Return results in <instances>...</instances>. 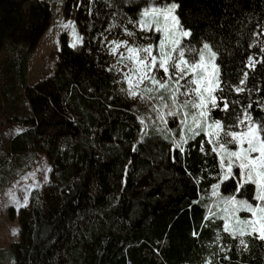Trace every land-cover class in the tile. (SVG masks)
Listing matches in <instances>:
<instances>
[{"label": "trees", "instance_id": "trees-1", "mask_svg": "<svg viewBox=\"0 0 264 264\" xmlns=\"http://www.w3.org/2000/svg\"><path fill=\"white\" fill-rule=\"evenodd\" d=\"M170 2L191 32L186 48L219 49L221 87L209 120L232 124L245 109L264 118V63L248 65L249 57L264 61V0H65L84 41L69 45L63 32L55 71L33 85L23 78L51 9L45 0H0L4 92L22 81L28 106L12 115L22 130L10 155L0 152V185L28 174L40 152L53 173L20 209L14 264H264V242L245 236L247 246L240 245L210 211L231 197L255 202V185L222 180L202 133L170 155L177 126L167 114L173 109L162 107L167 100L143 93L132 103L126 81L106 67L104 36L139 24L146 6Z\"/></svg>", "mask_w": 264, "mask_h": 264}, {"label": "snow or ice", "instance_id": "snow-or-ice-1", "mask_svg": "<svg viewBox=\"0 0 264 264\" xmlns=\"http://www.w3.org/2000/svg\"><path fill=\"white\" fill-rule=\"evenodd\" d=\"M176 8L177 5L171 3L164 7L145 10L142 13L143 19L139 22L141 31L154 30L161 38L155 45L127 47L129 55L127 57L121 55L122 61L124 59L132 60L135 65L134 68L129 69L128 73H125V78L128 81V88L125 91L130 96L136 97L140 93L134 90L133 79L137 81L136 88L147 80L153 87L143 89L145 94L157 93L160 90H165L168 94L167 98L171 100V105L162 103V107L176 109L169 111L168 115L175 116L181 109L188 107L196 110L192 113L195 127L188 129L194 137L199 134L195 129H201V121L208 116L209 104L213 108L218 107L217 97L212 93L221 87L220 68L215 63L219 49L214 51L213 46L209 43H203L199 48H185L181 43V37H189L191 32L182 27L181 21L175 14ZM161 18L163 19L162 23ZM129 35L131 36L132 33ZM113 44L115 47L112 52L116 54V50L127 46L128 42L119 44L113 42ZM260 44V51L264 52V40L260 41ZM154 50L155 55L153 54ZM256 63H264V61H257L249 57V67H254ZM161 70L167 77L166 80H158L152 74ZM247 75L248 73L245 72V79ZM244 83L245 80L242 79L240 84ZM236 91L242 92L244 88L237 87ZM181 96H192L193 99L177 103ZM142 99H159L164 102L166 97L163 94L159 97L146 95L142 96ZM152 107L153 111L157 113V118L163 121V111L154 105ZM249 107L251 106L249 105ZM227 109L228 105L225 103L224 110ZM183 115L185 120L182 122L186 124L189 113L184 112ZM208 127L213 130L208 135L215 137L214 141L208 142L218 145V148L214 146L212 151L223 153L221 155L222 180H228L233 175V167H238L240 178L245 183L255 185L258 193L256 199L261 202L252 205L237 201L235 197L227 199L224 202L228 206L224 209L226 213L224 231L230 232L233 237L239 240V244L245 247L247 246L243 239L245 236L264 242V118L253 120L251 114L245 109L232 124L222 125L221 122L215 121ZM183 143H187V140L181 137L180 142L176 144L180 151H183ZM228 145L237 146V150H229L226 147ZM225 159H227V163H225ZM215 188H218V185L214 186V195L216 194ZM239 210H246L251 214V218L244 220L236 218L234 227L230 226L227 220L235 217V213ZM13 234H15V230Z\"/></svg>", "mask_w": 264, "mask_h": 264}, {"label": "rangeland", "instance_id": "rangeland-1", "mask_svg": "<svg viewBox=\"0 0 264 264\" xmlns=\"http://www.w3.org/2000/svg\"><path fill=\"white\" fill-rule=\"evenodd\" d=\"M51 9V25L45 31V33L41 36L40 40L37 43V46L33 52L32 57L30 58L27 69L23 78V82L28 85H33L38 80L42 79L43 77L52 74L56 69V59L57 54L56 51L60 47L61 42V34L64 32L66 34L67 43L69 45H76L80 44L84 41V35L80 30L79 25L75 22L74 19L68 18L64 13V2L65 0H45ZM164 3V4H150L143 9L150 10L154 7H164L166 5L171 4ZM176 14V13H175ZM142 19H140L141 21ZM139 21V22H140ZM163 19L161 18V23ZM67 25V27H65ZM128 23L124 27L123 25L119 27L118 25L114 26L115 29H119L118 33L116 31H111L110 34L104 36L105 41V48L107 54L109 56L108 62L106 67L108 69H112L120 74V76L126 81L128 86V81L125 78V73L129 72V69L135 67L134 62L132 60L124 59L121 60V55L127 57L129 55L127 51V47L130 46H147V45H155L157 41L161 38L160 35L155 33V31H148L144 32L140 29V24H132L130 27L134 28L137 31H132L131 28L128 27ZM129 33H132L130 36ZM187 38V37H186ZM185 37H181V43ZM264 40V37L263 39ZM127 41V46H122L116 50V54H113L112 49L115 47L113 42L117 44ZM183 45V44H182ZM184 46V45H183ZM202 46V45H201ZM199 46V47H201ZM186 48V46H184ZM198 47V48H199ZM154 55L156 54L154 50ZM7 53L5 51L0 52V66L3 62V59ZM141 55H143L141 53ZM216 63V60H215ZM249 65V64H248ZM13 70L15 71L16 68L14 67ZM156 76L158 80H166L167 77L163 73V71H157L152 73ZM21 83H18L13 91L5 93L4 91L5 86L3 85V79L0 76V152L4 154H9V146L10 140L13 136L18 134L22 127L19 123L15 122L12 118L14 112L17 113H27L28 106L26 104ZM134 90L138 93L143 94V89L153 87L151 83L147 80L144 81L143 84H140L138 88L135 87L137 81L133 79L132 81ZM165 95L167 103L171 105V100L167 98L168 94L165 90H160L158 95ZM140 95L136 97L130 96V100L132 103H136L139 100ZM215 96V92L212 93ZM193 99L192 96H181L179 97L177 103H180L184 100H191ZM210 106V104H209ZM208 106V109H209ZM173 111L176 109L172 108ZM196 110L188 108L181 109L175 116L171 117V122L174 126H177V130L175 133V141L169 145L168 153L172 155L173 151L176 148V144L180 142L181 137H184L186 140L193 139V134L188 129L189 127L194 128V124L192 121V113ZM184 112H188L189 116L187 117V123H183L182 121L185 120L183 115ZM8 116V117H7ZM214 121H210L208 116L205 120L201 121V129H195L197 132L203 134V141L208 143L211 152L215 153L219 159L217 169L220 171L219 173L223 176V171L221 168V155L219 151H212L213 147H217L214 143H209L208 141H214L215 137L212 135H208V133L212 132L213 130L208 127V125L213 124ZM192 137V138H190ZM247 145L245 144V147ZM183 147V144H182ZM229 150H237V146L235 145H228L226 146ZM257 155V154H253ZM234 159V158H233ZM225 163H227V159H225ZM238 163V162H237ZM239 168L234 166L233 167V175L237 181L238 185L244 183L239 175ZM52 166L49 164L47 157L44 153H38L37 157V164L32 167L28 174L24 177L20 178L16 181L11 187H3L0 185V264H14L12 258V249L14 244L20 239V209L23 206L29 205V193L30 190L34 187L41 186L49 182L52 179ZM214 176V175H212ZM0 183H1V174H0ZM256 189V187H255ZM258 193L256 191L255 199ZM237 201L247 202L252 205H256L261 203L256 199L255 202H251L248 200H244L241 198H237ZM228 199V198H227ZM227 199H223L221 204L217 205L216 207L212 208L211 215L216 218H221L223 220V228L225 225V216L226 213L224 212L225 207H228L224 202ZM236 218L240 220L249 219L251 218V214L246 210H239L235 213V217H231L227 220V223L230 226L235 225ZM15 230V234L14 233ZM230 233V232H228ZM231 234V233H230ZM205 264H209L205 262Z\"/></svg>", "mask_w": 264, "mask_h": 264}]
</instances>
